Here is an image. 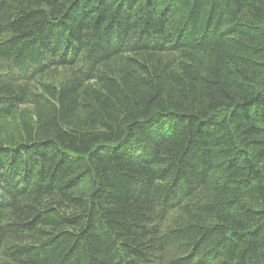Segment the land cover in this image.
I'll use <instances>...</instances> for the list:
<instances>
[{"label":"trees","instance_id":"1","mask_svg":"<svg viewBox=\"0 0 264 264\" xmlns=\"http://www.w3.org/2000/svg\"><path fill=\"white\" fill-rule=\"evenodd\" d=\"M0 264H264V0H0Z\"/></svg>","mask_w":264,"mask_h":264},{"label":"rangeland","instance_id":"2","mask_svg":"<svg viewBox=\"0 0 264 264\" xmlns=\"http://www.w3.org/2000/svg\"><path fill=\"white\" fill-rule=\"evenodd\" d=\"M60 72V73H59ZM59 73V74H58ZM65 76V73L62 70H58V72L55 74L54 77L49 78V82H54L58 84L62 80V78ZM64 79V78H63ZM177 213H174L171 215V218L176 217Z\"/></svg>","mask_w":264,"mask_h":264}]
</instances>
